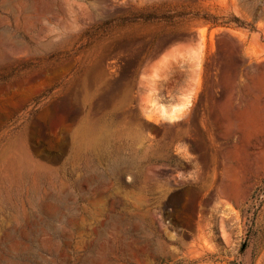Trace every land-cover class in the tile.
Wrapping results in <instances>:
<instances>
[{"label": "rangeland", "instance_id": "374dc122", "mask_svg": "<svg viewBox=\"0 0 264 264\" xmlns=\"http://www.w3.org/2000/svg\"><path fill=\"white\" fill-rule=\"evenodd\" d=\"M263 180L264 0H0V264H264Z\"/></svg>", "mask_w": 264, "mask_h": 264}, {"label": "trees", "instance_id": "16d2710c", "mask_svg": "<svg viewBox=\"0 0 264 264\" xmlns=\"http://www.w3.org/2000/svg\"><path fill=\"white\" fill-rule=\"evenodd\" d=\"M204 21H205V23H206L207 25H211V27H215V26L219 25V24H217L218 19L215 18V17H212V16H207V17H205V18H204ZM230 22H233V23H236V24H239V23H240L239 20H237L236 18H233V20H231V21H229V22H225L224 25H227V24H229ZM240 25H242V23H240ZM263 183H264V180L261 181V184H263Z\"/></svg>", "mask_w": 264, "mask_h": 264}, {"label": "bare ground", "instance_id": "6f19581e", "mask_svg": "<svg viewBox=\"0 0 264 264\" xmlns=\"http://www.w3.org/2000/svg\"><path fill=\"white\" fill-rule=\"evenodd\" d=\"M189 99V98H188ZM188 99H187V101L184 103V104H182L181 106H180V110L181 109H183V108H185L187 105H188Z\"/></svg>", "mask_w": 264, "mask_h": 264}]
</instances>
